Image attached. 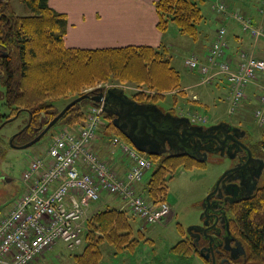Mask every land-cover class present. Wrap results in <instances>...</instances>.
<instances>
[{"label": "trees", "instance_id": "1", "mask_svg": "<svg viewBox=\"0 0 264 264\" xmlns=\"http://www.w3.org/2000/svg\"><path fill=\"white\" fill-rule=\"evenodd\" d=\"M22 1L30 8V16L19 17L14 15L9 8V1L0 0V73L3 74L2 83L5 87L2 96L5 105L11 107L14 114L26 111L29 115L28 120H26L28 124H25L26 126H23L21 132L14 137V144H23L31 140L38 134L42 126H45L57 115V112L51 111V101H44V98L49 95L44 96V94H49L50 90L56 89L59 83H66L65 78H62L59 73L62 69L72 68L73 76H76V72L80 71L82 65L91 68V72L95 71L89 77H83L78 73L76 82H71H75L73 84L74 88L78 85V87L83 86L85 82L100 79L101 74H98L100 66L101 68L106 67L109 73H114L113 69L117 67L120 72L125 71L126 78L138 81L137 83L141 82L139 83L142 84L141 86L145 85L153 90L152 92H145L144 89L139 90V92L132 93V98L139 102L152 104H156V99L160 100L165 92L176 90L180 86V73L171 65L169 57L166 56V51L150 45H126L123 47L92 49L66 48L62 41L66 27L65 15L50 7L48 0ZM219 3L224 5V9H219L218 5L212 4V8L216 13L222 14L224 19L229 18L238 23L242 31L250 34L248 30L243 29L244 22L249 17L235 9H231L223 1H219ZM154 4L158 14L157 27L159 30L164 31L168 23L172 21L180 30L179 32L193 38L197 37L198 25L203 18L199 1L155 0ZM38 20H41V22ZM36 21L39 22L40 26L36 25ZM26 25L35 30L36 38L40 36V45L43 47L40 53L35 51L33 45L28 44L29 40H34V36L26 35ZM222 26L227 31L226 26ZM45 27L49 29L46 35L43 32ZM261 28L264 30V27ZM43 35L44 39H42ZM51 43L56 48L46 50L45 46L51 45ZM206 53L207 51L201 56H205ZM29 58L32 61L37 60L36 64L41 71H46V68L56 71L55 75H51L45 80L47 82L45 85L48 86L45 93H42L39 86L32 87L26 82L31 66ZM116 61L119 64H116ZM75 63L79 64L77 71L73 68ZM97 89L94 88V91H97ZM62 90L63 88H61ZM82 101L84 100L82 99L69 107L62 115L63 120L60 117L58 121L61 119L59 122L71 124L82 118L83 109L80 103ZM90 103L89 100L88 104ZM168 110L171 113L174 111L172 108ZM67 113L72 115L64 120ZM3 115L4 113L0 112V123L3 120ZM110 126L114 130V132H109L110 137L119 135L125 140L128 139L112 124ZM190 143L187 148L192 152V155L150 156L153 162V171L147 182V195L145 198L151 204L156 205L165 201L164 197L167 194L168 182L173 178V173H167V167L172 166L169 161H184V168L201 167L205 163L203 160L204 151L200 149L192 150L193 141H190ZM258 146L264 152V130ZM250 150L255 151L252 147ZM0 151L2 152V147H0ZM126 211L127 209L120 210L116 207L106 206L89 215L85 226L84 244L82 249L74 254V264H98L101 255L98 246L103 239L115 248L122 250L132 248L142 238L143 232L141 229L136 231L138 237L133 236L134 228ZM231 213L232 218L229 219L230 232L242 242L246 250L243 264H264V180L252 194L241 199L237 202V205H233ZM179 228L182 230V225L179 224ZM172 251L183 255L193 252L198 253L189 242L188 237L175 243L172 246ZM203 262L204 264H211L206 259H203Z\"/></svg>", "mask_w": 264, "mask_h": 264}, {"label": "rangeland", "instance_id": "2", "mask_svg": "<svg viewBox=\"0 0 264 264\" xmlns=\"http://www.w3.org/2000/svg\"><path fill=\"white\" fill-rule=\"evenodd\" d=\"M8 1L11 13L19 17L30 16V8L22 0ZM210 1L212 2L210 3ZM219 1L220 0L199 1L202 8L203 18L198 25L199 32L196 39L187 34L179 32L180 30H178L177 26L172 21L168 23V28L166 27L164 30L167 32L168 37L172 36L168 39V42H165L167 47L166 56L169 57L171 65H173L182 76L180 77V83L182 84V78L184 80L188 71L191 72L184 62L185 58L195 54L201 42L207 43L208 39H210V32L219 28L220 26L218 19L220 14L216 13V11L212 8V4L218 5ZM244 2L249 6L251 11L256 13L258 9L257 3L259 0H244ZM59 13L65 15L66 18V27L62 41L64 47L67 48L68 46H66L64 42V36L68 26V19L65 13ZM38 21L41 22V20ZM38 21L35 23L36 25L40 26ZM25 29L27 30L25 32L27 36H34V40H29L28 44L33 45L35 51L40 53L43 50V47L40 45V36L38 38L35 37V30L31 29V26L26 25ZM45 29L43 32L46 35V32L49 29L46 27ZM239 29L242 31L241 28ZM243 35H245L248 40L251 38H256L251 37L252 34H248L247 32H243ZM42 39H44V35ZM53 43H51V45H46L45 49L54 50L56 46ZM248 46L250 47V45ZM29 60L31 62V66L29 68V76L26 82L28 85H32V87L39 86V88L42 89V93H45V91L48 89V86L45 85V83H47L45 80H47L49 76L55 75L54 73H56V71L54 69L52 70L51 68H46V71H41L36 64L37 60L32 61L30 58ZM117 62L118 61H116V64H119ZM74 66V70L77 71L79 64L75 63ZM71 70L72 68H69L68 70L62 69V71H59L61 74L60 76L65 78L66 83H59L56 89L50 90L49 94H44V96L49 95L44 98V101H51V111L58 113L69 101L78 95L94 91V88L97 89L120 85L127 88L125 92H127L130 96L133 95L132 93L139 92V90L142 89H144L145 92L153 91L145 85L141 86L142 84H139L141 82L137 83L138 81L126 78L127 74L125 71L120 72L117 67L116 69H113L114 73H109L106 67L101 68V66L99 67L98 74H101L102 79L97 78L96 81L93 80L92 82H85L83 83V86L78 87V85L77 87L73 88V84L78 79V73L83 77H89L91 73H94L95 71L91 72V68L82 65L80 71L76 72V76H73V72H71ZM2 76L3 74L0 73V112L4 113L2 117L3 120L0 123V126L2 123H4L0 128V147H2V152L0 151V216L8 211L14 199L17 198L20 195V192L24 189L25 184L22 181V172L29 164L31 158L44 152L51 141L52 136L58 130L63 128L71 129L76 127V125L79 126L80 124H84L85 116L88 113V106L94 103L89 98L83 99L84 101L80 102L83 109L82 118L76 120L74 123L64 124L59 122L63 117L61 116V119L53 127H51V129H49L39 141L26 148H14L9 144V139L14 133L19 131V129L26 124V120H28L29 115L26 111H21L19 114H14L12 111L13 109L5 105L4 97L2 96V93H4L5 90V87L2 83ZM72 81L75 82L71 83ZM38 82L39 84H37ZM61 88H63L62 91ZM179 88L180 86L176 89L177 91L172 90L170 92H165L164 95L160 97V100L156 99L158 105L163 110L172 108L174 110L173 113L175 114H193L192 116L195 118V121L197 123H201L205 127L218 121L230 122L246 131L247 135L245 140L247 141V144H249L255 150L252 152L264 158V152L258 146V142L261 139L264 130V121L261 122V115L264 110V100L261 101V97L264 91H251L247 97H243L241 102L236 105L235 108L230 109V105L226 99L227 88L224 84L216 85L213 82L211 84L198 86L196 91L199 94V100L196 101L191 100V96L187 97L184 93L180 92ZM205 91H208V94L205 95V97H202ZM134 97L137 98L136 96ZM89 100L91 101L90 104H88ZM16 114L18 116H16ZM70 115L72 114L67 113L64 120H66V117ZM99 119L102 121V124L97 128L98 137L95 142V151L98 152L102 158L107 160L109 164L116 170L119 164H127V158L122 155L117 145H112L110 143L109 132H114V130L110 128V117L103 114L101 117H99ZM105 124H107V126H105ZM43 128L44 126H42L41 130ZM123 140L127 142V140L124 138ZM112 155L113 158H110ZM169 163L172 166L167 167V173H173V178L168 182L167 194L164 197L165 201L170 205L168 216L160 223L148 224L145 223L141 217L134 215L130 210L126 211L134 230L137 231V229H141V231L144 232L145 236H142L145 238L140 241V245H144V241H146L147 238L152 239L155 242L154 250L157 252H166L170 246L174 245L182 238L193 236V233L189 230V228L191 225L202 223L204 199L211 191L220 175L232 165L233 160L228 156H224L212 151L208 153L206 161L203 165H201V167L184 168V161H169ZM152 171L153 167H150L137 185V191L144 197L147 195V182ZM263 180L264 176L259 185L262 184ZM95 203H98V207L100 209L105 208L106 205H109V207H116V209L118 208L120 210L126 209L121 205L122 202L119 198L114 197V195L107 194L106 192H103L100 196V199ZM92 210L93 208L89 210V213H91ZM228 214L231 219L232 213L228 211ZM167 218H169V220H167ZM179 224L182 225L183 231L179 228ZM98 247L101 253L98 264H108L111 262L112 257L117 255L120 251L106 242L105 239L101 241ZM81 249L82 248H79L77 249L78 251H75L79 252ZM148 250H150V247ZM77 252L68 250L62 241H57L49 250L42 253L35 260L39 261L38 264H74V254H77ZM109 252H112V254H109ZM109 255H112V257L108 258ZM199 258L202 259L201 257ZM33 264H35V262Z\"/></svg>", "mask_w": 264, "mask_h": 264}, {"label": "built area", "instance_id": "3", "mask_svg": "<svg viewBox=\"0 0 264 264\" xmlns=\"http://www.w3.org/2000/svg\"><path fill=\"white\" fill-rule=\"evenodd\" d=\"M218 8L224 9V5L219 3ZM243 29L252 37L264 36V30L252 25L250 19ZM184 62L199 73L201 84L225 81L230 109L241 102L247 86L264 75V58L243 51L236 60L230 56L224 26L217 29L205 56L193 54ZM103 114L101 103L90 104L84 124L58 130L44 152L31 158L22 172L24 189L0 216V264H33L57 241L70 251L81 248L86 221L99 209L95 202L103 192L119 198L122 206L148 224L160 223L168 216L169 203L153 205L137 191L138 183L152 167L150 158L122 137L112 135L110 143L127 158V169L120 174L95 151ZM188 115L197 123L193 114Z\"/></svg>", "mask_w": 264, "mask_h": 264}, {"label": "crops", "instance_id": "4", "mask_svg": "<svg viewBox=\"0 0 264 264\" xmlns=\"http://www.w3.org/2000/svg\"><path fill=\"white\" fill-rule=\"evenodd\" d=\"M222 1L231 9L248 16L252 25L264 27V0H259L257 3L256 13L249 9L244 0ZM48 2L52 8L67 15L68 26L64 42L68 47L111 48L125 45H150L167 51L165 42L172 37H168L166 31L162 32L157 27L158 14L154 4L155 0H48ZM218 19L219 27L225 25L227 28L230 56L236 60L238 53L243 51V53L247 52L245 53L247 55L264 58V36L248 40L243 35L244 31H240L238 23L229 18L224 19L222 14L218 16ZM168 26L169 24L167 28ZM217 29L210 32V39L207 43L201 42L195 54L203 55L208 50ZM182 82L179 91L187 97L191 96L193 101L199 100L196 88L205 85L199 82V73L195 70L188 71L184 80L182 78ZM214 84L225 85V81L217 79ZM253 90L264 91V75L247 86L245 96L247 97ZM207 92L205 91L202 97H205ZM110 158H113V155ZM126 167L127 164H119L116 170L122 174ZM133 236L138 237L135 230H133ZM144 238L142 236L132 248L122 249L114 257L109 255L108 258L112 257V259L108 264H204L198 253L177 254L172 251L173 245L166 252L155 251V242L149 238L144 241V245H140V241ZM149 247L150 250H148ZM34 262L38 264L39 261Z\"/></svg>", "mask_w": 264, "mask_h": 264}, {"label": "flooded vegetation", "instance_id": "5", "mask_svg": "<svg viewBox=\"0 0 264 264\" xmlns=\"http://www.w3.org/2000/svg\"><path fill=\"white\" fill-rule=\"evenodd\" d=\"M119 111H122L120 107ZM128 112L129 110L125 109L123 110V113L121 112L120 114L121 116L125 117V121L129 122L131 126L133 123L135 126L137 118L133 119L128 115ZM104 114L110 117L109 121L113 127L121 131L119 126L114 124L113 119L115 115L108 114L105 111ZM172 114L174 116H179L173 112ZM230 124L235 126L232 123ZM157 125L165 126V123L160 121ZM140 128L141 130H146L147 123L145 120H143V124L140 126ZM124 129L126 130V128ZM147 130L152 132L150 128ZM178 131L181 133L182 129H178ZM238 132L240 136H237L235 133L228 132L226 130H221L220 132L214 131L213 133H216L218 137L210 136L208 138H203V142L195 139L192 146V150L200 149L207 154L214 151L221 155L228 156L233 160L232 165L227 169L232 168L234 170H231L229 173H227V176H225L220 181L218 188L210 197L209 203H206V206H208L209 209L206 216H203L202 221L203 223L204 220H206V224L202 225V228L200 229L198 228L196 230H192V237L187 236L191 244H195L194 241H196L197 248L195 249L197 251L200 247L209 246L211 252L210 255L212 256L213 254L215 264H243L246 254L245 246L236 236L230 232V216L228 211L231 212V207L233 205H237V202H239L241 199L252 194L259 186V183H261V180L264 176V158L254 154L252 151L251 156L248 157L247 151L244 147L246 145L249 149L251 148V146L247 144V141L245 140L247 133L241 128H239ZM190 144L191 143L189 139L188 145ZM178 145L179 146H177L176 139L173 141L172 138H170V144L166 141L160 151L159 149H155V153L151 155H192V152L187 148V144L179 143ZM238 241L243 247V252L240 251L241 248L236 244ZM211 256H209L208 261L212 264Z\"/></svg>", "mask_w": 264, "mask_h": 264}, {"label": "water", "instance_id": "6", "mask_svg": "<svg viewBox=\"0 0 264 264\" xmlns=\"http://www.w3.org/2000/svg\"><path fill=\"white\" fill-rule=\"evenodd\" d=\"M84 98H89L94 103H101L103 111H105L108 114H114L115 115L113 119L114 124L119 126L123 134L128 138L129 142L136 149H138L141 152H145L147 154L155 153V149H159L160 151L161 148L163 147V144L166 141L170 144V138H172L173 141H175L176 139L177 146H179L178 145L179 143L188 145L189 139L190 141H194L195 139H197L198 141H202L204 140L203 138H208L210 136L218 137L216 133H213L214 131L220 132L221 130L223 131L226 130L228 132L235 133L237 136H240L238 132L239 128L237 126L231 125L228 122L220 121L218 123H213L207 127H204L202 125H192L188 117L174 116L169 112L163 113V111L156 104L138 103L137 101L129 98L125 94L123 87L119 85H114L105 88H98L97 91H91L89 93L87 92L78 95L77 97L69 101L61 109V111H59L57 115H55L35 137H33L31 140L23 144H14L13 143L14 137L18 133H20L21 130L28 124L26 123L24 127L19 129V131H17L10 137L9 144L14 148H26L34 144L35 142L39 141L48 132V130L58 121V119L65 113V111L69 107H71L72 105L81 101ZM119 107L121 108L122 111H119ZM125 109L129 110L128 115L130 117H132L133 119L137 118L135 126L134 123L131 126L129 122L125 121V117L121 116L120 113L121 112L123 113V110ZM143 120H145L147 123L146 130H141L140 128V126L143 124ZM160 121L164 122L165 126L164 125L158 126L157 124ZM3 124L4 123H2L1 126H3ZM124 128H126V130ZM149 128L152 130V132L147 130ZM179 128L182 129L181 133L178 131ZM244 147L247 151L248 157H250L251 150L246 145ZM206 154L207 153H204L203 160L206 159ZM231 170L234 169L232 168L226 169L220 175V177L217 179L216 183L212 187L211 191L204 199L203 216L204 215L206 216L209 209V207L206 206V203L207 202L209 203V199L212 196V194L215 192V190L218 188L220 181L225 176H227V173H229ZM205 224H206V220H204L202 224L191 225L189 230L192 232V230L202 228V225ZM194 243L195 244L192 243V246L194 248H197L196 241H194ZM236 244L239 245V247L241 248L240 251L243 252V247L241 243L238 241L236 242ZM210 253L211 252L209 246L208 247L203 246L198 249V254L203 259L208 260L209 256H211ZM211 260H212V264H215L213 254L211 256Z\"/></svg>", "mask_w": 264, "mask_h": 264}]
</instances>
